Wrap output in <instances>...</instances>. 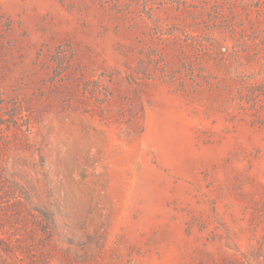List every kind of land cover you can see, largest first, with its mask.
Wrapping results in <instances>:
<instances>
[{"label": "rangeland", "instance_id": "rangeland-1", "mask_svg": "<svg viewBox=\"0 0 264 264\" xmlns=\"http://www.w3.org/2000/svg\"><path fill=\"white\" fill-rule=\"evenodd\" d=\"M0 264H264V0H0Z\"/></svg>", "mask_w": 264, "mask_h": 264}]
</instances>
